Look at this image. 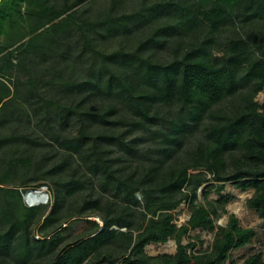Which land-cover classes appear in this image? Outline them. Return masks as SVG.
I'll list each match as a JSON object with an SVG mask.
<instances>
[{"label":"trees","instance_id":"16d2710c","mask_svg":"<svg viewBox=\"0 0 264 264\" xmlns=\"http://www.w3.org/2000/svg\"><path fill=\"white\" fill-rule=\"evenodd\" d=\"M263 91L264 0H0V264H227L256 236L235 215L183 239L228 183L264 221Z\"/></svg>","mask_w":264,"mask_h":264},{"label":"rangeland","instance_id":"374dc122","mask_svg":"<svg viewBox=\"0 0 264 264\" xmlns=\"http://www.w3.org/2000/svg\"><path fill=\"white\" fill-rule=\"evenodd\" d=\"M257 101L260 104H264V91L259 94ZM213 184V183H211ZM210 185V184H209ZM206 187L203 192H200L199 201L201 204L206 205L205 194L208 191ZM47 192L50 196L49 202L52 199V191L48 187ZM255 194L254 190H249L247 192H242L239 190L234 183H228L222 195L232 197L230 203L227 205V214L223 215L216 222L217 230L214 232H208L203 230H194L183 239V245H189L191 243H200L196 248L197 251H209L215 241L216 235L218 233V228L226 227L228 224V219L230 215H235L240 222V226L244 229H253L256 233L255 238L252 240L251 244L233 251L231 253V259L227 264H242L247 257L253 253H262L264 258V221L259 217L255 210H252L248 206V200ZM220 199L219 194L212 192L209 196V201H217ZM175 224L178 227H182L188 223L191 217V213L186 204H183L176 212ZM87 220H94L98 223H102L99 217H91L88 219H81L77 221L71 230V237H77L82 235L88 228ZM73 222V221H72ZM65 227V226H64ZM71 238V239H72ZM199 239L200 241H197ZM146 252L149 256H159V255H174L177 252V242L175 240H170L166 244H152L146 248ZM119 264H123L120 262Z\"/></svg>","mask_w":264,"mask_h":264},{"label":"water","instance_id":"95a60500","mask_svg":"<svg viewBox=\"0 0 264 264\" xmlns=\"http://www.w3.org/2000/svg\"><path fill=\"white\" fill-rule=\"evenodd\" d=\"M205 188H206V186L204 188L200 189V192L202 193ZM47 189H48L47 186L41 187L39 189H33V188L27 189L25 194H24V201L27 204V206L36 207V206H39L42 204H48L50 196L47 192ZM31 196H35V198H37V199H35L36 201L29 202V198ZM101 225L103 226V223H101Z\"/></svg>","mask_w":264,"mask_h":264},{"label":"bare ground","instance_id":"6f19581e","mask_svg":"<svg viewBox=\"0 0 264 264\" xmlns=\"http://www.w3.org/2000/svg\"><path fill=\"white\" fill-rule=\"evenodd\" d=\"M35 199H37V198H35V196H31V197L29 198V202L36 201Z\"/></svg>","mask_w":264,"mask_h":264}]
</instances>
